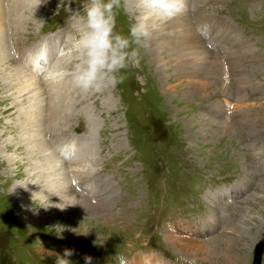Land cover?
<instances>
[{"label":"rangeland","instance_id":"rangeland-1","mask_svg":"<svg viewBox=\"0 0 264 264\" xmlns=\"http://www.w3.org/2000/svg\"><path fill=\"white\" fill-rule=\"evenodd\" d=\"M85 2L0 0L5 26L23 23L20 38L6 34L19 59L0 58V77L15 83L40 57L63 73L54 102L72 114L55 142L62 163L51 156L49 167L41 152L26 158L13 141L21 119L0 103V264H55L64 249L72 264H118L116 254L128 264H250L264 240V0H187L123 84L92 94L69 74L76 22L66 8ZM129 4L117 21L125 32L140 12Z\"/></svg>","mask_w":264,"mask_h":264},{"label":"clouds","instance_id":"clouds-1","mask_svg":"<svg viewBox=\"0 0 264 264\" xmlns=\"http://www.w3.org/2000/svg\"><path fill=\"white\" fill-rule=\"evenodd\" d=\"M44 0H37L38 5ZM139 14L127 32L117 27L123 0H86L82 8L71 13L75 23L72 37L74 62L70 70L71 84L83 94L101 93L115 89L128 79L132 69L141 65V52L150 40L153 21L167 23L185 13L187 0H138ZM72 249L55 254V264H72L68 257ZM118 264H128L122 254L115 255ZM92 264V257H84ZM183 264H196L195 259L180 257Z\"/></svg>","mask_w":264,"mask_h":264},{"label":"bare ground","instance_id":"bare-ground-1","mask_svg":"<svg viewBox=\"0 0 264 264\" xmlns=\"http://www.w3.org/2000/svg\"><path fill=\"white\" fill-rule=\"evenodd\" d=\"M134 1L136 0H129V2L131 3V5L130 4L129 5L133 10L135 9L134 6L135 4H133ZM21 24L23 23L20 22L17 24L16 27L13 26L7 28L3 23L2 15L0 11V58L6 57V61H8V59L10 61L11 60L16 61L17 59H19L18 57L15 58V55H13L12 57L11 55L9 56L7 47H5V43L7 38L6 34L9 29L11 30V31L9 30L10 31V33L8 34L9 37L13 36V34L16 36V39L22 36ZM27 25H29V30L32 29L33 25L31 22H29ZM163 29H164V25L160 24L158 26L155 25L153 31L159 33ZM47 56H49L48 53ZM38 59H40V57H36L33 59L34 60L32 63L33 66L31 68L29 65H27L26 68L24 67L25 68L24 72L19 71L17 75L18 80L15 83L9 82V80L5 79L4 76L0 77V86L6 89V91L8 92V94L6 93L0 95V103L10 101V103L12 104L11 107L15 108L14 111L15 118L21 119L18 123H14L12 125L14 126L13 129L15 128L16 130H20L18 131L20 132V134L18 135L17 138L15 137L16 139L14 138L13 141L15 140V142H20L23 144V146H25L24 149L26 150L25 152L27 154L26 158L29 159L31 157L30 153H32L33 151L35 152L37 151V153L41 152L42 153L41 155L46 160V162L44 161L43 164L52 167L53 165L50 164L51 162L49 163V159L47 158L48 157L50 158L51 156L53 158L55 157V150H56L55 142L59 137L65 136L64 134L67 133L66 128L62 129L61 127L64 126L65 123L67 125V121L70 120L72 114L69 112L67 105L63 104L62 102L61 104H56V102H54V99H56V97L59 96L60 93L62 92L61 90L66 88L65 87L66 81L61 80V76H63L62 75L63 73L59 72L58 70L57 71L53 70L52 72L51 68L54 65L50 68L49 71H46L47 69L46 64L44 62L38 63ZM3 62H5V60L0 61V65L3 66ZM61 63H62L61 60H59L60 65H62ZM40 64L42 65L44 64L45 67L41 66ZM43 70L46 71V73L41 78H38L36 74L33 73L35 71H43ZM63 78H67V77L64 76ZM56 79H59L58 83H55ZM32 99L33 102L32 103L29 102L30 104H28L26 107L22 105V101L25 100L31 101ZM67 145L68 144L63 146L62 149L60 147V151H61L60 153L61 156H63V158H65V156H67V154L69 153V149ZM37 148H39L40 150ZM53 161H55L54 162L55 164L62 163L59 160H57V158H54ZM64 161L66 163L67 160L64 159ZM33 164H34L33 166L35 167L33 166L30 167L29 168L30 171L32 169H36V167H38L39 165L35 162V160L33 161ZM40 171L41 170H38L37 173H39Z\"/></svg>","mask_w":264,"mask_h":264},{"label":"water","instance_id":"water-1","mask_svg":"<svg viewBox=\"0 0 264 264\" xmlns=\"http://www.w3.org/2000/svg\"><path fill=\"white\" fill-rule=\"evenodd\" d=\"M263 246H264V240H259L256 243L250 264H260V258L263 251Z\"/></svg>","mask_w":264,"mask_h":264}]
</instances>
